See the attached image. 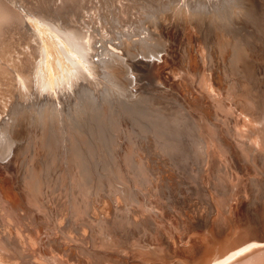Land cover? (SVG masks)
Instances as JSON below:
<instances>
[{"label": "rangeland", "instance_id": "1", "mask_svg": "<svg viewBox=\"0 0 264 264\" xmlns=\"http://www.w3.org/2000/svg\"><path fill=\"white\" fill-rule=\"evenodd\" d=\"M49 1L9 3L59 40L89 31L95 71L65 59L75 83L45 88L38 41L6 39L0 264H226L238 240L264 264V0H208L206 20L186 0Z\"/></svg>", "mask_w": 264, "mask_h": 264}, {"label": "bare ground", "instance_id": "2", "mask_svg": "<svg viewBox=\"0 0 264 264\" xmlns=\"http://www.w3.org/2000/svg\"><path fill=\"white\" fill-rule=\"evenodd\" d=\"M11 1V0H10ZM10 1H7V0H0V57L2 58V59H5L6 60V58L10 61V60H12L13 59V55L11 54V52H8L7 51V47L10 45V44H8V43H6V39H8V36H12V37H14L15 35H16V33H17V31L19 30V29H22V30H24L25 32H27L26 34L28 35V36H30L31 38H34L35 40H37L38 42L37 43H35V45L37 46L36 47V49L38 50V52H39V56L37 55V57H38V60H39V62H40V65H39V67L41 66V64L43 63L45 66H46V64H48V67H46V68H48L49 69V71H47L48 72V74L45 72L44 73V75H46V76H48V78H46L45 76H44V78H46V80L44 81V79H43V77H42V74L43 73H40L41 74V77L40 76H38L40 79H42L43 81H40V83L42 82V84H43V82H44V86H45V88H46V85L49 87V85H54L53 83H55L54 81L56 80V78L58 79V80H64V83L65 82H67V85L68 84H74L75 82H73L72 81V79H71V77L69 76V75H67V74H65V72L63 71V69L65 70V68H64V66H63V60H65V59H72V60H74V61H72L73 62V64H74V66L75 67H77V71H78V73L81 71L82 73H86L87 75H90L91 73H93L92 72V70H94V68L91 70V72L89 71V70H87V69H89V66H91V65H89V60H90V55L92 54V48H93V45L91 44V41L89 40L90 38H92V37H89V31L88 32H81L79 29H74L73 30V28L72 29H69L67 26L69 25V23L67 24V22H66V24H67V26L66 25H61V26H58L60 29H57L56 28V26L55 25H58L57 23L54 25L55 27H54V29H55V31L58 33V35L60 36V40H59V38H57V37H55V35L52 33V31H51V29H47L46 27H47V25H49V24H47L46 25V27H44V23L42 24L41 22H38V20H39V18H40V16H42L43 17V13H46V12H43L42 14H40L39 13V15H37V17L35 18V20L34 21H32L33 19H30L32 22H26V23H22L21 21H19V20H21V18H22V16H20L18 13H17V11L18 10H16V9H14L11 5H10ZM41 1V0H40ZM51 1V0H50ZM50 1H49V4H50ZM59 1V0H58ZM63 1V2H62ZM62 1H60V3L62 2L63 3V5L64 6H66V8H67V5H65L66 4V0H62ZM84 3H86V0H82ZM136 1V0H135ZM187 1H189V3H191V4H196V5H200V6H202V10L200 9V11H199V13H197V14H194L193 15V17L194 18H196V19H199V20H206V19H208V18H210V14H209V10H208V8H209V6L207 7L206 6V4H207V2H208V0H186L185 2L187 3ZM217 1V0H216ZM181 2H183V0H180V3ZM192 2H194V3H192ZM11 3H13V2H11ZM42 3V2H41ZM40 3V4H41ZM56 3V2H55ZM71 3V2H70ZM76 3H78V1L76 2ZM94 3V2H93ZM109 3V2H108ZM115 3V2H114ZM160 3V2H159ZM162 3V2H161ZM184 3V2H183ZM216 3V2H215ZM214 3V4H215ZM25 4L26 5H30V7L32 8L31 9V12L32 11H40V9H41V7H40V5L38 6L39 8H36L35 6H32L31 4H30V2H25ZM45 4V3H44ZM47 4V3H46ZM52 4V3H51ZM57 4V3H56ZM80 4H82L83 5V3H81V1H80ZM165 4V3H164ZM185 4V3H184ZM183 4V5H184ZM48 5V4H47ZM55 5V4H54ZM53 5V6H54ZM70 5V4H69ZM87 5V4H86ZM156 5V4H155ZM195 5V6H196ZM217 5V4H216ZM79 6V5H78ZM220 6V5H219ZM45 7V6H44ZM47 7V6H46ZM99 7V6H98ZM184 7V6H183ZM213 7V6H212ZM53 8H55V7H53ZM87 8H88V5H87ZM118 8V10L120 11V7L118 6L117 7ZM77 9H79V8H77ZM25 10V9H24ZM59 10V9H58ZM63 10V7H62V9L61 10H59V11H56V9H55V13H56V15H55V17L56 16H61V15H64V12L65 11H67L68 10V8L67 9H65L64 11H62ZM96 10V9H95ZM158 10V9H157ZM51 11V10H50ZM94 11V10H93ZM114 11H115V9H114ZM117 11V10H116ZM119 11H117V12H119ZM52 13H53V11H51ZM50 12V13H51ZM62 12V13H61ZM116 12V13H117ZM151 12V11H150ZM37 13V12H36ZM66 13H71L70 11L68 12H66ZM79 13V12H78ZM77 13V14H78ZM84 13H85V11H84ZM115 13V12H114ZM115 13V14H116ZM114 14V15H115ZM123 14H124V12H123ZM122 13H121V15H119L120 16V18L124 21L125 20V14L123 15ZM137 14V13H136ZM53 15V14H52ZM84 15V14H83ZM85 15H87V12H86V14ZM89 15V14H88ZM92 15V14H91ZM97 15V14H96ZM146 15H148V14H146ZM73 16V15H72ZM79 16H81V15H79ZM119 16H117V18H118V20H120V18H119ZM39 17V18H38ZM115 17V16H114ZM127 17V16H126ZM32 18V17H31ZM59 18V17H58ZM62 18H63V16H62ZM71 18V17H70ZM90 18V17H89ZM147 18V17H146ZM26 18H24V20H25ZM29 19V18H28ZM38 19V20H37ZM45 19V18H44ZM68 19V18H67ZM78 19H79V17H78ZM65 20H66V18H65ZM76 20V19H75ZM195 20V19H194ZM48 21V20H47ZM46 21V22H47ZM115 21V20H114ZM121 21V20H120ZM156 21V20H155ZM25 22V21H24ZM63 23H65L64 21H62ZM122 22V21H121ZM142 22V21H141ZM144 23V22H143ZM155 23V22H154ZM105 24V23H104ZM130 24V23H129ZM53 25H52V27H53ZM71 25V24H70ZM80 25V24H79ZM81 25H83L82 23H81ZM133 25V24H132ZM102 26V25H101ZM122 26V25H121ZM49 27V26H48ZM132 27V26H131ZM105 28V27H104ZM128 28V27H127ZM126 28V29H127ZM142 29V28H141ZM140 29V30H141ZM21 30V31H22ZM88 30V29H87ZM92 30V29H91ZM133 31V30H132ZM149 31V30H148ZM24 32V33H25ZM21 33V32H20ZM23 33V34H24ZM93 33V32H92ZM92 33H91V35H92ZM113 33V32H112ZM105 35V34H104ZM129 35V34H128ZM139 35V34H138ZM24 35H22V37H23ZM94 36V35H93ZM113 36V35H112ZM26 37V36H25ZM95 37V36H94ZM93 37V41H94V38ZM148 37H149V35H148ZM15 38V37H14ZM27 39H30V38H28V37H26ZM11 39V38H10ZM26 39V40H27ZM129 39H130V37H129ZM22 40V39H21ZM30 40H32V39H30ZM35 40H33V41H35ZM23 41V40H22ZM33 41H30V42H33ZM40 41V42H39ZM106 41V40H105ZM21 42V41H20ZM95 42V41H94ZM104 42V41H103ZM146 42V41H145ZM17 43V42H16ZM25 43V42H24ZM95 43H97V42H95ZM100 43V42H99ZM111 43V42H110ZM109 43V44H110ZM113 43V42H112ZM11 44H13V43H11ZM115 44V43H114ZM111 45V44H110ZM110 45H108L109 47H110ZM114 46H112L111 45V49L113 48ZM116 48V47H115ZM115 48H113L114 50H117V49H115ZM31 49H32V47H31ZM94 49V48H93ZM97 49V48H96ZM16 50V49H15ZM118 50H120L119 49V47H118ZM12 51H14V49L12 50ZM22 51V50H21ZM19 52V51H18ZM75 54H73V53ZM95 52V51H94ZM118 52H121V54H122V50L121 51H118ZM22 53V52H21ZM98 53V52H97ZM14 54H16L15 52H14ZM34 53H32V58H33V55ZM29 55V54H28ZM92 55H94V53L92 54ZM123 55V54H122ZM153 55H156V56H159V54L158 53H155V54H153V53H151V54H149V56L150 57H152ZM17 56V55H16ZM15 56V57H16ZM20 56V55H19ZM25 56V55H24ZM100 56V55H99ZM31 57V56H30ZM160 57V56H159ZM21 58V57H20ZM23 58V57H22ZM25 58V57H24ZM115 58L117 59V60H120V56H115ZM1 59V60H2ZM15 59V58H14ZM28 60V59H27ZM36 60H37V58H36ZM48 61L46 64H45V62H43V61ZM107 60V59H106ZM3 61V60H2ZM12 61H14V60H12ZM25 61V60H24ZM31 61V60H30ZM19 62H21V61H19ZM36 62H38V61H36ZM39 62H38V64H39ZM67 62V61H66ZM1 63V62H0ZM15 63V62H14ZM25 63H27V62H25ZM91 63V62H90ZM96 63V62H95ZM35 64V63H34ZM67 64H68V62H67ZM93 65H94V63H92ZM2 65V64H1ZM0 65V72L1 71H3L4 72V68L2 67ZM25 65H27V64H25ZM37 65V64H36ZM100 65V64H99ZM107 65V64H106ZM24 65H22V67H23ZM43 66V65H42ZM45 66L43 67V68H45ZM70 66V65H69ZM87 66V67H86ZM95 66H96V64H95ZM98 66V65H97ZM66 67H68V66H66ZM92 67V66H91ZM94 67V66H93ZM159 67L160 66H157L156 64H154L153 66H152V71L151 72H153V73H155V74H158V69H159ZM13 68V67H12ZM14 68H15V66H14ZM16 68H17V66H16ZM19 68V67H18ZM28 67H26V69H27ZM87 68V69H86ZM24 69V68H23ZM30 69V68H29ZM47 69V70H48ZM69 69H70V67H69ZM97 70V69H96ZM107 70V69H106ZM5 71H7V70H5ZM14 71H16V70H14ZM35 71V68L33 69V72ZM37 71V70H36ZM35 71V72H36ZM41 71H43L42 70V68H41ZM95 71V70H94ZM27 72V71H26ZM80 72V73H81ZM103 72V71H102ZM7 73H9V72H7ZM13 73V72H12ZM12 73H10V74H12ZM25 73V72H24ZM79 73V74H80ZM14 74V73H13ZM13 74H12V76H13ZM21 74H22V72H21ZM37 74V72L35 73V75ZM69 74H71V73H69ZM75 74H77V73H75ZM74 74V75H75ZM15 75H17V74H15ZM27 75H28V73H27ZM34 74H33V76L35 77L34 79H36V77L37 76H35ZM72 75H73V73H72ZM71 75V76H72ZM7 76V75H6ZM18 76H20V72L18 73ZM78 75H76V77H77ZM8 77V76H7ZM16 77V76H15ZM62 77H63V79H62ZM75 77V76H74ZM84 76L82 75V77L81 78H79V82L80 83H86V82H90L89 80H87V81H85L86 79H84V78H88V77H84ZM19 78V77H18ZM8 79H10V77L8 78ZM12 79V78H11ZM21 79H25V78H23V77H21ZM28 80H30V77H28L27 78ZM19 80V79H18ZM22 80V81H23ZM74 80H75V78H74ZM4 81V80H3ZM2 81V82H3ZM7 81V80H6ZM9 81V80H8ZM7 81V82H8ZM10 82V81H9ZM23 82H25V81H23ZM26 82H27V84H28V81L26 80ZM26 82H25V84H26ZM77 82V81H76ZM19 83H20V80H19ZM18 82H17V84H19ZM8 84V83H7ZM25 84H22V86H24ZM26 84V85H27ZM36 84V83H35ZM41 84V85H42ZM61 84V83H60ZM79 84V83H78ZM97 84V83H96ZM3 85V84H2ZM10 85V84H9ZM15 85V84H14ZM30 85V84H29ZM37 85V84H36ZM89 85H91V84H89ZM11 86H12V84H11ZM43 86V87H44ZM70 86H72V85H70ZM80 86V85H79ZM9 87V86H8ZM16 87V86H15ZM18 87V86H17ZM64 87H66V86H64ZM4 88V87H3ZM22 88V87H21ZM27 88H29V87H27ZM98 88V87H97ZM13 89V88H12ZM87 89V88H86ZM99 89V88H98ZM102 89V88H101ZM6 90V89H5ZM10 90V89H9ZM16 90V89H15ZM22 90H25L24 89V87H23V89ZM21 90V91H22ZM30 89H28V91H29ZM34 90V89H33ZM33 90H31V91H33ZM56 90V89H55ZM93 90V89H92ZM8 91V90H7ZM19 91V90H18ZM27 91V90H26ZM31 91H29V92H31ZM37 91H39L38 89H37ZM96 91V90H95ZM1 92V91H0ZM25 92V91H24ZM43 92L44 91H40V93L43 95ZM98 92V91H97ZM101 92V91H100ZM129 92V94L128 95H134L133 94V91L132 90H129L128 91ZM5 93V92H4ZM18 93V92H17ZM37 93V92H36ZM35 93V94H36ZM48 93H49V91H48ZM38 94V93H37ZM45 94V93H44ZM50 94V93H49ZM215 94V93H214ZM222 94V93H221ZM5 95H7V94H5ZM5 95H4V97H5ZM9 95V94H8ZM25 95H27L26 93H25ZM33 95V94H32ZM40 95V94H39ZM41 95V96H42ZM68 95V94H67ZM2 96V95H1ZM17 96V95H16ZM21 96V95H20ZM34 96V95H33ZM50 96V95H49ZM62 96H64V94L62 95ZM92 96V95H91ZM90 96V97H91ZM23 97V96H22ZM36 97H37V95H36ZM39 97V96H38ZM51 97V96H50ZM17 98V97H16ZM43 98V97H42ZM45 98V97H44ZM93 98V97H92ZM6 99V98H5ZM32 99V98H31ZM34 99V98H33ZM50 99V98H49ZM64 99V98H63ZM93 100H94V98H93ZM11 101V100H10ZM24 101H26L25 99H24ZM27 101H28V99H27ZM31 101V100H30ZM29 101V102H30ZM14 102V101H13ZM12 101H11V103H13ZM37 102V101H36ZM10 103V104H11ZM25 103H27V102H25ZM28 105V104H27ZM75 105V104H74ZM1 106V105H0ZM9 106V105H8ZM7 106V107H8ZM24 106H25V104H24ZM102 107V106H101ZM149 107V106H148ZM3 108V107H2ZM11 108V107H10ZM71 108V107H70ZM12 110V109H11ZM102 110V109H101ZM5 112H7V111H5ZM4 113V112H3ZM2 114V113H1ZM9 115V116H8ZM8 115H5V116H7V118L6 117H4L6 120H9V122L8 123H5V124H3L4 123V120L2 121V123H1V125H0V128L1 127H4V128H12V126H13V121L15 120V117L17 116L16 115V112L15 111H12L10 114H8ZM4 116V115H3ZM0 119H1V117H0ZM90 119V118H89ZM4 130H2V131H0L1 132V134L2 133H4L3 132ZM160 131V130H159ZM7 132V131H6ZM167 133V132H166ZM119 135V134H118ZM184 137V136H183ZM159 138V137H158ZM5 140V139H4ZM6 141V140H5ZM208 146V145H207ZM217 148V147H216ZM208 150V149H207ZM160 151V150H159ZM208 153H210V152H208ZM213 157V156H212ZM223 158V157H222ZM186 161V160H185ZM227 165V164H226ZM1 217V216H0ZM13 217V216H12ZM1 219V218H0ZM89 219V218H88ZM22 231V230H21ZM10 236V235H9ZM9 238V237H8ZM256 238V237H255ZM10 239V238H9ZM12 240V239H11ZM30 240V239H29ZM2 241H3V239H2ZM252 241V240H251ZM251 241H248V242H246V241H242V240H238L237 241V243L236 244H234V247H233V250L228 254V256H227V260H226V264H253V262L255 263V264H263V263H261L260 262V254H261V251H259V247H258V245H257V247L255 246H253L252 248H251V245L253 244V241H252V243H251ZM3 243V242H2ZM13 243H14V241H13ZM16 244V243H15ZM19 244H21V243H19ZM2 245V244H1ZM6 245V244H5ZM14 245V244H13ZM4 246V245H3ZM1 248V247H0ZM9 248V247H8ZM20 248V247H19ZM4 249H5V246H4ZM7 249V248H6ZM11 249V248H10ZM12 249H13V247H12ZM1 250H3V247H2V249ZM1 250H0V252H1ZM13 250H15V249H13ZM17 251H20V250H17ZM16 251V252H17ZM6 251H4V252H2V253H5ZM12 252V250H10V253ZM14 252V251H13ZM64 252V251H63ZM7 255H9V254H7ZM6 255V253H5V256H7ZM13 255H14V253H13ZM8 257H10V256H8ZM13 257V256H12ZM7 258V257H6ZM18 259V258H17ZM5 260V259H4ZM11 260V259H10ZM12 260H14V258L12 259ZM11 262V261H10ZM33 262V261H32ZM2 263H3V261H2ZM20 264H22L21 262H19ZM4 264H5V262H4ZM9 264V263H8Z\"/></svg>", "mask_w": 264, "mask_h": 264}]
</instances>
